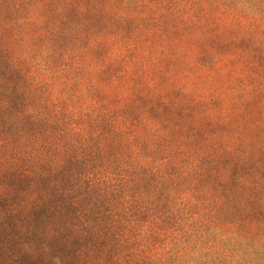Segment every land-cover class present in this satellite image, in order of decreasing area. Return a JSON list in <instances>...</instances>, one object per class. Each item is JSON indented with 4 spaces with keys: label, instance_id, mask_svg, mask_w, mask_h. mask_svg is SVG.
<instances>
[{
    "label": "clouds",
    "instance_id": "1",
    "mask_svg": "<svg viewBox=\"0 0 264 264\" xmlns=\"http://www.w3.org/2000/svg\"><path fill=\"white\" fill-rule=\"evenodd\" d=\"M0 264H264V0H0Z\"/></svg>",
    "mask_w": 264,
    "mask_h": 264
}]
</instances>
